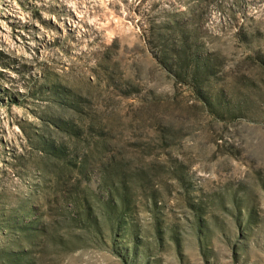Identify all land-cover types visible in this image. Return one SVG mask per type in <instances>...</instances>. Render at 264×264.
<instances>
[{
    "label": "rangeland",
    "instance_id": "rangeland-1",
    "mask_svg": "<svg viewBox=\"0 0 264 264\" xmlns=\"http://www.w3.org/2000/svg\"><path fill=\"white\" fill-rule=\"evenodd\" d=\"M0 264H264V0H0Z\"/></svg>",
    "mask_w": 264,
    "mask_h": 264
}]
</instances>
